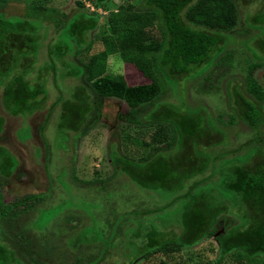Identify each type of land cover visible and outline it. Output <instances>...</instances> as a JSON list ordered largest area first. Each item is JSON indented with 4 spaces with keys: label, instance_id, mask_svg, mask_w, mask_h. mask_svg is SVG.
Here are the masks:
<instances>
[{
    "label": "trees",
    "instance_id": "16d2710c",
    "mask_svg": "<svg viewBox=\"0 0 264 264\" xmlns=\"http://www.w3.org/2000/svg\"><path fill=\"white\" fill-rule=\"evenodd\" d=\"M89 1L95 9L99 10L104 9L109 0ZM42 2L35 1L36 4ZM6 3L7 0H0L1 6H5ZM44 3L45 6L48 5L46 2ZM37 6L26 17H9L0 13V93L2 95V105L5 113L10 117L20 119L21 125L23 121L28 123V120L35 114L47 110L46 104L49 93L46 84L48 79L44 78L41 82L38 76L29 79L28 77L33 71L40 73L46 71L47 74L53 75L57 88L59 83L65 80L71 79L76 83L78 82L76 87L68 88V99H65L62 92H60L59 99L51 107V110L57 106H60L61 109L60 120L57 125L58 130L71 128L73 133L78 135L85 120L95 110L92 101L96 97L124 102L130 108L136 125L151 127L150 114L139 115L138 110L146 105L155 104L167 87H174L167 82L171 77L190 76L198 68L205 65L207 74L221 64L231 65V50L235 47H241L245 51L246 64L250 72L264 69V57L257 54L255 46L252 44L254 41L259 40L258 46L264 54V13H258L253 17L255 29L252 30L255 33H250L249 37L243 38L244 41L250 39L249 44L244 46V44H232L228 41V38H234L235 35L232 31L241 22L239 0H142L139 4L130 3L126 6V17L121 23L120 30L116 31L109 27L101 37L100 42L103 50L92 57L91 69L71 59L80 56L86 45L87 51L92 49L94 45L92 34L100 27L101 17L89 15L86 5L82 1L77 2V6L82 8V11L66 21H64L66 16H62V20H55L53 15L57 12L49 6L38 8ZM51 21L54 22L56 28L55 36L46 47L48 61L40 66L39 55L41 49L45 46L44 42L49 38L51 26H48L47 23ZM154 27L160 35L158 41L149 44L137 42L136 32H144ZM115 56H119L123 63L135 66L149 80V83L130 86L124 76L111 75L108 71V62L110 58ZM86 76H90L91 83L86 82ZM199 79L202 80V78ZM244 85L246 94L251 99L249 100L240 95L236 88L235 96L238 97L236 103L240 104L241 102L239 105L240 112L239 114L234 112L227 127H220L219 131L222 134L226 133L231 136L233 132H237L242 125H245L249 131L257 136L253 139L254 145L248 149L257 148L256 152L258 153L261 152L264 145V133L261 134V128L264 125V88L256 79L250 76L247 77ZM174 90V97L178 100L179 94L176 92L177 89ZM227 101L230 103L229 94ZM186 104L190 105L188 95ZM167 105L163 107L160 113L155 115L153 122L160 125L165 124L172 133V144L168 150L167 148L160 150L156 149L159 147H153L154 154L150 153V156L144 158L142 162L147 166L140 170L136 168V164L132 168L130 166L131 162L130 164L126 159H121L119 151L116 150L112 162L120 167L115 166L112 178L97 183H100V187H97V189L101 193L111 192L107 188L121 180L119 176L129 178L130 182L135 183L140 191L152 190L159 192L162 191L161 188L165 189L167 187L166 184L184 178L180 173L181 171L184 173L185 170L181 169L187 166L189 155L183 161L180 158H174L170 161L167 157L177 142L179 145L183 144L184 136L196 143L195 138L198 137L200 131L204 130V126H200L195 112H189L183 106ZM201 105L204 106V104ZM182 107L186 111L185 114L180 112L183 109ZM6 128L7 120L0 116V136L5 133ZM28 132L32 134V127L31 131ZM16 139L19 140L18 137ZM134 140L138 144L139 140ZM31 141H33V134L32 136L29 135L27 140L22 141V143L18 142L27 144ZM139 144L143 148H150L147 142ZM214 156L210 155L199 164H193L195 159L191 157L189 164L193 165L189 170L191 174L188 175V178L193 179L195 176L203 175L206 170L212 168L211 165H213L214 170L216 163ZM217 156L219 155L217 154ZM253 157L254 155L246 156L245 159L250 161ZM0 158L1 176L9 179L17 170L19 162L15 155L3 146H0ZM48 158L49 156L46 159V170L47 177L50 179L53 166L48 164ZM237 158H239L238 155L235 156V159ZM138 162L141 161L133 163ZM225 168L227 167H220V170L214 171V174L218 177L214 183L217 182L220 185L223 194L213 196L212 188L206 189L204 185H201V181H197L193 191L184 197H176L172 201L170 206L183 199L186 202V214L183 221L180 219L179 221L170 220L168 226L165 227V224L160 223L159 216L166 213L168 207L159 208L160 211H163L153 215L152 220L149 221L152 226L148 225L145 228L147 233L143 236L138 231L140 226H135V223L141 225L143 222H148L147 220L142 221L127 217L126 222L128 225L121 227L125 217L120 216L115 224H111L110 236L106 237L94 214L90 215L89 213L88 215L86 213L90 218V224L79 228L73 235L74 238L78 239L72 245L75 252H69V246L66 245L68 252L60 254L65 256L66 259L72 258V264H102L108 251L117 247L114 244V238L118 235V237L123 238L120 248L121 255L126 257L122 259V262L134 264L141 258L148 260L161 253V247L164 244V231L162 230L171 229L180 232L179 235H171L173 236L170 239L171 242L183 249H192L203 239L213 238L218 247V258L214 264H224L226 257H230L237 264H264V165L258 166L252 171L243 166H237L227 173L224 171ZM118 169L119 171H117ZM74 172L72 173L74 174ZM118 173L119 176H117ZM49 182H53L52 178ZM180 186L181 189L171 191L172 193L168 195L165 194L167 198L171 199L182 193L184 184L181 183ZM112 188H114V185ZM53 190L54 187L51 184L47 193L29 194L11 205H6L0 195V231L3 230L2 221H5V232L2 235L6 236L9 221L18 217L21 212L30 215L36 214L37 218L41 217L40 223L36 225L37 230L39 229L41 232L34 236L31 235L29 238L34 243L25 238L23 242H19L20 249L11 246H8V249L0 244V260L3 261L4 256L9 255L12 258L10 261L12 264H47L45 260L46 262L54 261L58 249L50 240L46 239L45 234L48 233L52 224L63 215L75 220H80L82 216H79L77 212L72 214L70 211L72 209L68 210L70 211L68 214L67 208L70 206L64 207V204L61 203L62 200L58 204L51 202ZM208 190L210 191L209 195L204 192H208ZM81 192L84 193L82 190ZM228 193L229 196H232L233 202L236 196H239L243 204H247L249 207L248 215L242 218H248L249 224L246 226L245 223L236 220L239 224L219 233L217 230L218 216L225 214L230 216L225 203V195ZM230 193H233V195ZM203 194L208 195V210H205L202 206L201 195ZM229 196L228 200L230 199ZM103 199L106 201L107 196L102 197ZM240 200L238 202L241 203ZM89 205L92 206L91 210L103 209L100 204L89 203ZM131 215L136 217V213H131ZM8 218L10 219L8 220ZM30 224L31 222L26 226H30ZM134 230H136L135 233L138 238H135V241L129 246L128 239L130 233ZM23 231L28 234L30 232L28 229ZM39 236L42 237L40 240ZM40 241L41 245L38 243ZM140 241L142 242L139 243ZM128 246H133V250L137 254L136 258L132 259L133 261L131 260L132 257L129 256ZM32 247L38 248L37 251H34L35 253L31 250ZM5 249L8 250L5 251ZM92 250L97 251V255L91 260L83 262L82 255L85 256L87 252ZM3 252L5 253L2 254ZM0 264H2L1 261ZM5 264H7V261H5Z\"/></svg>",
    "mask_w": 264,
    "mask_h": 264
},
{
    "label": "rangeland",
    "instance_id": "374dc122",
    "mask_svg": "<svg viewBox=\"0 0 264 264\" xmlns=\"http://www.w3.org/2000/svg\"><path fill=\"white\" fill-rule=\"evenodd\" d=\"M35 1L43 2L41 4H36ZM79 1L85 3L89 15H98L101 17L100 27L92 34V39L94 41L92 49L87 51L86 45L80 56L71 59L91 69L90 63L92 57L103 50V46L100 42L103 34L109 27L119 31L121 23L126 17V6L130 3L139 4L142 0H109L105 4V8L99 10L95 9L89 0H7L5 6H1L0 4V13L9 17H26L29 12H33V9L37 5H39L37 8L40 6H49L57 12L53 15L55 20H62V16H66L64 17V21H66L82 11V8L77 6V2ZM44 2L48 5L45 6ZM239 4L241 7V22L232 31L233 35H235L234 38H228V41L232 44H244V46H246L249 44L248 42H250V39L244 41L243 38L249 37L251 35L250 33H255V31L252 30L255 29L253 17L258 13H264V0H248V2L247 0H239ZM30 8L32 9L29 10ZM47 25L51 26V30L49 38L44 42L45 46L41 49L39 55L40 66L48 61L46 47L55 36L56 31L53 21L48 22ZM159 37L160 35L155 27L144 32H136L137 42L141 44H149L153 41H158ZM258 41L259 40L254 41L252 44L255 46L257 54L264 57V54L258 46ZM231 51V65L221 64L213 68L209 74L205 71V65L198 68L197 71L190 76L185 77V75H181L171 77L167 82L174 87H167L155 104L146 105L138 110L140 113L139 115L150 114L149 122L152 123L151 127L136 125V123H134L135 118L130 108L124 102L116 99H102L96 97L92 101L95 110L85 120L82 130L78 135H75L71 128H61V130H58L57 125L60 120L59 114L61 113V109L60 106H57L55 109L51 110V107L59 99L60 92H62L65 99H68V88L76 87L78 82L76 83L71 79L65 80L64 82H60L57 88L53 75L47 74L46 71H42L41 73L33 71L28 77L29 79H34L38 76L40 82L44 78L48 79L46 88L49 93L48 102L46 104L47 110L37 113L30 118L28 120L30 125L25 121H23L21 125L20 119H14L5 113L2 105V95L0 93V116H3L7 120L5 133L0 136V146L8 148L19 162L17 170L9 179L1 176L0 170V195L4 203L6 205H11L13 202L29 194L47 193L52 184L54 190L52 192L51 202L58 204L60 200H62L63 202L61 201V203L64 204V207L70 206L67 208L68 214L71 211L72 214L77 212L79 216H82L80 220H75L63 215L52 224V227L49 228L45 237L47 240H50L58 250L57 254L55 253L56 257L54 261L46 262L44 259L45 263H73L72 258L66 259V257L62 256L60 253L68 252L67 246H69V252H75L72 245L78 239H76V237L74 238L73 235H75L76 230L84 225L89 226V213L90 215L94 214L95 218L98 219L100 227L103 229L106 237L110 236L111 224H115L117 218L120 216L125 217V221L122 222L121 227H126L128 225L126 222L127 217L142 221L147 220L148 222H143L141 225L135 223V226H140L138 230L139 233L141 232V234L145 236V233H147V229L145 228H147L148 225L150 227L152 226V223H149V221L152 220L153 215L163 211H160L159 208L164 209L168 207V211L159 216L161 220L157 218L160 220V223L165 224V227L168 226L170 220H184L186 214V202L184 199L175 202L172 206H170V204H172V201H174L176 197H184L189 192L193 191L197 181H201V185H204L206 189L212 188L214 192L212 194L213 196H217L220 193L223 194L220 185L217 182L214 183L218 179L214 171L220 170V167H227L228 169L225 168L224 170L227 173L228 171L234 170L237 166H243L249 171H252L258 166L264 165V145L262 146L261 152L258 153L256 152L257 148L248 149L254 145L253 139L255 137L257 138V136L249 131L245 125H242L237 132H233L234 134L231 132V136L226 133L222 134L219 131L220 127H227L234 112L236 114L240 112L239 105L241 102L240 104L236 103L238 97L235 96V89H238L240 95L249 100L251 99L246 94L244 85L247 77H253L264 88V69H257L254 72H250L246 64L245 51L241 47H235ZM108 71L111 75L124 76L130 86L149 83V80H147L135 66L123 63L119 56L110 58L108 62ZM204 75L205 77L203 78ZM199 78H202V80ZM85 80L87 83L92 82L90 76H86ZM174 89H177L176 92L179 94L178 100L174 97ZM228 94L230 103L227 101ZM187 95L189 104L195 108L186 104ZM165 103L169 105L173 104L176 107L183 106L189 112H195L196 117L199 119L198 122H200V126H204V130L200 131L198 137L195 138L196 143L184 136V141L181 140L184 146L183 144L179 145L177 142L175 147L172 148L171 151L169 150L170 155H168L167 159L170 161L174 158H180L181 161H183L184 158L189 155L187 158V166H182L183 169H181L185 171L184 173L182 171L180 173L184 178L173 181L168 185L166 184L167 187L165 189L161 188L163 192L152 190L140 191L135 183L133 184L130 182L129 178L127 179L123 176H119L118 173L117 176H119L121 180L113 184L114 188H112V184V186L107 188L111 192L101 193L97 189V187H100V183H97L112 178L115 171L114 169L120 167L116 166V163L114 165L112 162L116 150L119 151L118 153L121 159H126L129 163L131 162L132 164L130 163V166L132 168L136 166L138 170L147 166V164L142 161L145 157L150 156L152 153L154 154L152 151L153 147H159L156 149L160 150L167 148L168 150L169 146L172 144V133L165 124L160 125L159 123L155 124L157 122H153L155 120V115L160 113L163 107L168 106L167 104L164 105ZM201 104H204V106ZM184 108L180 110L182 114L186 113ZM43 126H45L44 129H42ZM20 127L22 128L19 129ZM31 127L33 141L27 144H21L22 141L27 140L29 135L32 136V134L28 132L31 131ZM262 133H264V125L261 128V134ZM16 137H18L19 140H17ZM134 139L139 140L138 144ZM140 141L147 142L150 148H143L141 144H139L141 143ZM217 154L221 157L217 156ZM210 155H215L214 160L216 163L214 170L213 165H211L212 168L206 170L203 175L189 179L188 175L191 174L189 172L191 166L201 163ZM236 155H238L239 158L235 159ZM253 155L254 157L250 161L245 159L246 156ZM48 156V164L53 166L50 175L53 180L51 183L49 182L51 178L48 179L46 170V159ZM191 157L195 159V163L193 164H189V159ZM136 161L141 162L133 163ZM242 162L244 164H241ZM73 171H75L74 174L72 173ZM117 171H119V169ZM181 183L184 184L182 193L168 199L166 195L171 194V191L181 189ZM81 190L84 192L83 194ZM204 192L208 193V195L210 193L209 190L208 192ZM230 194L233 195V193ZM208 195H201L202 206L205 210L209 209L207 207L209 205ZM104 196H107L106 201H104V199L102 200ZM225 196V203L227 205L226 210L230 216L226 214L218 216L217 230L219 233L227 231L232 226L239 224L238 222H243L246 226L249 224L248 218H242L248 215L249 207L247 204H243L239 196H236L234 202L232 196H229V193ZM228 196L230 197L229 200ZM239 200L241 203L238 202ZM86 202L100 204L103 209H99L98 211L91 210L92 206ZM69 209L72 210L68 211ZM169 210H171V212H169ZM53 212L55 211L53 210ZM131 213H136V217L132 216ZM129 214L130 216H128ZM40 218H37L36 214L30 215L21 212L18 217L9 221L10 228H6V236L2 235V233L5 232V221L3 220V230L0 231V244H3L7 248L11 246L20 249L19 242H23L25 238L29 239L31 235L34 236L41 232V230H37L36 228V225L40 223ZM9 219L10 218H8V220ZM29 222H31L30 226H26ZM129 226H131V224H129ZM25 229L30 231L29 234L23 231ZM162 231H164V244L161 247V253L148 260L144 258L138 261L135 260L136 262L134 264H214L218 258V247L213 238H205L194 248L188 250L176 246L170 240L174 234L179 235V231L171 229ZM135 232L136 230L130 233L128 239L129 246L132 245L135 238H138ZM38 238L40 240L42 237L39 236ZM29 240L34 243L32 239ZM122 241L123 238L120 236L118 237V235L114 238V244H116L117 247L108 251L102 264H125L122 262V259L126 257L121 255L120 252ZM38 243L41 245V241ZM129 246L127 250L132 260L136 258L137 254L133 250V246ZM8 249H5V251ZM37 249V247L36 249L33 247L31 248L33 253H35L34 251H37ZM4 253L5 252L2 254ZM96 255L97 251L92 250L87 252L85 256L82 255V261H89ZM3 259V261L0 260L2 264H5V261H7V264H12L10 263L12 259L11 256H4ZM126 264H128V262H126ZM224 264L237 263L230 257H226L224 259Z\"/></svg>",
    "mask_w": 264,
    "mask_h": 264
}]
</instances>
